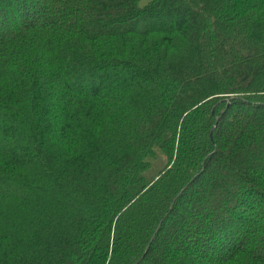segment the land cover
I'll list each match as a JSON object with an SVG mask.
<instances>
[{
    "label": "trees",
    "instance_id": "16d2710c",
    "mask_svg": "<svg viewBox=\"0 0 264 264\" xmlns=\"http://www.w3.org/2000/svg\"><path fill=\"white\" fill-rule=\"evenodd\" d=\"M0 264H264V0H0Z\"/></svg>",
    "mask_w": 264,
    "mask_h": 264
},
{
    "label": "rangeland",
    "instance_id": "374dc122",
    "mask_svg": "<svg viewBox=\"0 0 264 264\" xmlns=\"http://www.w3.org/2000/svg\"><path fill=\"white\" fill-rule=\"evenodd\" d=\"M144 22H145L144 25H146L147 20H145ZM141 23H143V22H141ZM160 23L163 24L164 26L170 27V26H172V25L174 24V20H173L172 18H168V17H165V16H164V17H162V19L160 20ZM172 23H173V24H172ZM147 24H148V23H147ZM135 25H136V24H135ZM119 30H120V29H119ZM113 78L119 80L120 82L123 81V79L126 80V79H125V73H124V72H120L119 74H115V75L113 76ZM123 82H124V81H123ZM12 191H13V190H12ZM192 206L195 207L196 205H192V204L188 205L189 208H190V207L192 208ZM126 229L128 230V226L124 225V226L122 227V230H123V231H126ZM174 242H175L174 237H173V236H170V237L168 238V240H167L164 244L161 243V244L158 246V252H163V253L168 252V250H170V248L173 246ZM175 243H176V242H175Z\"/></svg>",
    "mask_w": 264,
    "mask_h": 264
},
{
    "label": "water",
    "instance_id": "95a60500",
    "mask_svg": "<svg viewBox=\"0 0 264 264\" xmlns=\"http://www.w3.org/2000/svg\"><path fill=\"white\" fill-rule=\"evenodd\" d=\"M220 121V119H218V122Z\"/></svg>",
    "mask_w": 264,
    "mask_h": 264
}]
</instances>
